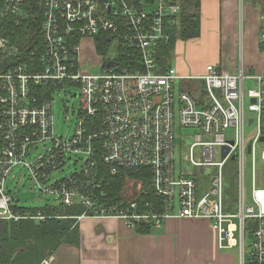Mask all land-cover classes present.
<instances>
[{
    "label": "built area",
    "instance_id": "1",
    "mask_svg": "<svg viewBox=\"0 0 264 264\" xmlns=\"http://www.w3.org/2000/svg\"><path fill=\"white\" fill-rule=\"evenodd\" d=\"M27 2L0 0V222L64 218L18 205L7 188L13 172L22 170L40 194L60 203L48 208H82L71 217L77 223L121 219L133 229L151 223L160 230L171 218L207 220L218 233L220 249L239 250V264H264V189L257 186L255 168L250 203L244 196L248 146L254 155L264 136V77H254L256 88L245 92L244 82L252 77L243 72L208 66L203 76L183 77L174 67L163 71L157 50L171 39L172 19L178 20L182 11L173 0H42L39 46L22 53L11 47L7 29L27 17ZM86 40L92 61L83 46ZM100 40L108 47L104 55L98 52ZM259 40L264 48V24ZM124 52L138 58L141 70L122 68ZM11 55L21 58L10 64L6 59ZM111 61L115 66L109 68ZM186 80L195 82L193 90L183 89ZM65 86L75 89L73 98L80 105L68 139L55 134L48 95ZM246 99L255 126L250 137ZM40 146L44 152H38ZM223 147L229 148L224 159ZM234 156L241 192L238 212L230 213L225 210L224 169ZM180 157L204 175L214 172L210 183L200 186L196 173L183 167L178 174ZM69 160L81 168L53 179ZM121 169L148 175L145 181L160 205L139 201L148 192L137 179H127L121 201L112 202L109 178ZM249 222L258 227L248 229Z\"/></svg>",
    "mask_w": 264,
    "mask_h": 264
},
{
    "label": "crops",
    "instance_id": "2",
    "mask_svg": "<svg viewBox=\"0 0 264 264\" xmlns=\"http://www.w3.org/2000/svg\"><path fill=\"white\" fill-rule=\"evenodd\" d=\"M263 24V4L258 0H201V35L177 41L171 67L183 77L203 76L208 66L230 74L243 72L252 77L245 80L244 89L246 82L254 89V77H264L259 40ZM181 82L183 89L193 90L195 82ZM261 158L264 161V150ZM78 225L75 244L60 246L50 264H239L229 250L220 249L218 233L207 220L171 218L145 235L121 219L89 218Z\"/></svg>",
    "mask_w": 264,
    "mask_h": 264
},
{
    "label": "trees",
    "instance_id": "3",
    "mask_svg": "<svg viewBox=\"0 0 264 264\" xmlns=\"http://www.w3.org/2000/svg\"><path fill=\"white\" fill-rule=\"evenodd\" d=\"M181 5L182 11L178 20H173L174 24L168 31L171 39L163 43L157 50V60L163 71L171 67L172 58L177 41H189L197 39L201 35V0H173ZM263 4L264 0H258ZM43 8L42 0H28L25 6L26 18L19 24H10L7 29V39L13 48L20 52H25L28 48L39 46V29L41 23V12ZM171 20V21H172ZM97 48L99 54L107 53V45L98 41ZM21 57L9 56L6 61L10 64L17 63ZM135 59V60H133ZM138 58H133L128 52H124L120 59V65L124 69L141 70ZM192 89V87H191ZM190 90V89H188ZM190 92V91H189ZM230 163V162H229ZM232 163H235L233 161ZM226 167V166H225ZM237 169V165H233ZM225 176V210L234 213L235 206L239 201L238 190L235 189L230 179ZM238 176V173H237ZM145 175L141 170L121 169L114 177L109 178L110 189L109 199L118 203L121 201L122 192L125 189L127 179H137L144 182L146 195H141L139 201L143 204L155 202L160 205V199L150 191ZM232 184V185H231ZM43 212L48 216H60L64 218L46 220L44 222L24 221L21 223L0 222V264H42V262L63 244H75L80 229L76 220L72 216L81 214L80 207L65 208H44ZM248 229L258 227L257 223L249 222ZM151 223H140L135 228V232L140 235L157 232ZM53 251V252H52Z\"/></svg>",
    "mask_w": 264,
    "mask_h": 264
},
{
    "label": "rangeland",
    "instance_id": "4",
    "mask_svg": "<svg viewBox=\"0 0 264 264\" xmlns=\"http://www.w3.org/2000/svg\"><path fill=\"white\" fill-rule=\"evenodd\" d=\"M83 46L87 50L86 53L90 58L89 61H92L93 58L90 57L92 55L91 43L87 42L86 40ZM110 57H114L113 53L110 54ZM86 69H89V71L91 72H98V68L93 67L92 65H87ZM251 86L252 85L246 82L245 91H247ZM74 93H75V89L68 87V86L62 87V89L52 90L51 92L48 93V95L50 96V101L52 103V115L54 117L55 134L58 138L68 139L72 137L74 133V129H75V125L77 122V117H78V113L80 109L79 102L73 98ZM249 102H250L249 99H246L247 117L250 115V113L248 112ZM254 129H255V126L253 125L249 126L248 124H246L247 134H252L254 132ZM232 132L233 131H229L228 133H226V135L230 137L233 134ZM176 133L178 136H180L179 127H177ZM44 150H45L44 147L40 146L38 149V152H44ZM263 150H264V143H260L257 146L255 154L253 155V154L247 153L244 159V175H245L244 196L246 198V201L249 203L251 201L253 168H255V174L257 175L256 176V179L258 182L257 186L258 188H263L262 179L264 177V170L260 169L264 165L263 164L264 161L261 158ZM186 151H188L187 148H186ZM220 160L221 158L218 157L217 161H220ZM232 162L233 161H230V163L229 162L227 163L224 169V172L226 176L230 179V183L233 184L235 193H236V187H237V190H238L237 192L239 196L241 192V187L240 185H238L240 164L238 161H235V163H232ZM177 163H178V166H177L178 174H180V170L183 167L186 172L191 171L194 174L196 173V179L198 180V183L200 186L201 184L208 185L210 183L212 174L214 172L211 173V175H207L206 174L207 170H205V175H204L202 172V169L191 167L190 165L187 164L186 160L184 158L181 159V157L180 159H178ZM233 165H237V169L234 168ZM80 168H81L80 163H75L69 160L64 171L59 174L54 175L53 179H61L66 176H69L70 174L74 173L76 170H79ZM237 173H238V176H237ZM26 174H27L26 171L15 170L8 181L7 189L11 193L12 197L17 200L18 205L20 207H24L28 209L29 208H46L49 206H56L60 204L56 200V198L47 197L45 195L40 194L38 189L35 188L34 184L28 179ZM238 205L239 203L236 204L234 208L235 210L234 213L238 212ZM56 217H60V216H56ZM250 244H251V238L248 232L246 236L247 251H249ZM229 251L232 254H234L235 257H237L239 261V257H238L239 250L235 248ZM54 252L50 254L45 260H49L53 256Z\"/></svg>",
    "mask_w": 264,
    "mask_h": 264
},
{
    "label": "water",
    "instance_id": "5",
    "mask_svg": "<svg viewBox=\"0 0 264 264\" xmlns=\"http://www.w3.org/2000/svg\"><path fill=\"white\" fill-rule=\"evenodd\" d=\"M107 66H108L109 68L114 67V66H115V62H113V61L108 62V63H107ZM252 102H255V101L252 100ZM260 143H264V136H262V137L260 138ZM228 153H229V148H228V147H223V149H222V158L224 159V158L227 156ZM248 154H252V145H249V146H248ZM232 160H233V161H236V157L234 156V157L232 158Z\"/></svg>",
    "mask_w": 264,
    "mask_h": 264
}]
</instances>
